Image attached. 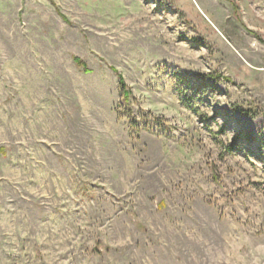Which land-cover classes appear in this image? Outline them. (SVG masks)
Instances as JSON below:
<instances>
[{
	"label": "rangeland",
	"instance_id": "374dc122",
	"mask_svg": "<svg viewBox=\"0 0 264 264\" xmlns=\"http://www.w3.org/2000/svg\"><path fill=\"white\" fill-rule=\"evenodd\" d=\"M0 147V264L264 241V0H0Z\"/></svg>",
	"mask_w": 264,
	"mask_h": 264
},
{
	"label": "clouds",
	"instance_id": "9594fccd",
	"mask_svg": "<svg viewBox=\"0 0 264 264\" xmlns=\"http://www.w3.org/2000/svg\"><path fill=\"white\" fill-rule=\"evenodd\" d=\"M208 264H264V241L246 230L227 231L221 244L209 249Z\"/></svg>",
	"mask_w": 264,
	"mask_h": 264
},
{
	"label": "trees",
	"instance_id": "16d2710c",
	"mask_svg": "<svg viewBox=\"0 0 264 264\" xmlns=\"http://www.w3.org/2000/svg\"><path fill=\"white\" fill-rule=\"evenodd\" d=\"M0 153H1V154H5V148L0 147Z\"/></svg>",
	"mask_w": 264,
	"mask_h": 264
},
{
	"label": "bare ground",
	"instance_id": "6f19581e",
	"mask_svg": "<svg viewBox=\"0 0 264 264\" xmlns=\"http://www.w3.org/2000/svg\"><path fill=\"white\" fill-rule=\"evenodd\" d=\"M216 28V27H215Z\"/></svg>",
	"mask_w": 264,
	"mask_h": 264
}]
</instances>
